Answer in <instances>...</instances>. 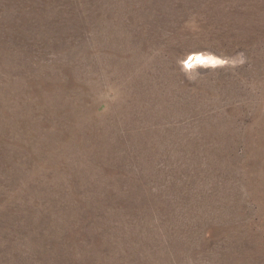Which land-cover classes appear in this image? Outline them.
<instances>
[{
	"label": "rangeland",
	"instance_id": "rangeland-1",
	"mask_svg": "<svg viewBox=\"0 0 264 264\" xmlns=\"http://www.w3.org/2000/svg\"><path fill=\"white\" fill-rule=\"evenodd\" d=\"M0 264H264V0H0Z\"/></svg>",
	"mask_w": 264,
	"mask_h": 264
},
{
	"label": "bare ground",
	"instance_id": "bare-ground-1",
	"mask_svg": "<svg viewBox=\"0 0 264 264\" xmlns=\"http://www.w3.org/2000/svg\"><path fill=\"white\" fill-rule=\"evenodd\" d=\"M207 58V57H206Z\"/></svg>",
	"mask_w": 264,
	"mask_h": 264
}]
</instances>
